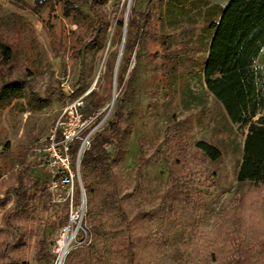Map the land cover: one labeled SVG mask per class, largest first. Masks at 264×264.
I'll return each instance as SVG.
<instances>
[{"label": "rangeland", "instance_id": "374dc122", "mask_svg": "<svg viewBox=\"0 0 264 264\" xmlns=\"http://www.w3.org/2000/svg\"><path fill=\"white\" fill-rule=\"evenodd\" d=\"M74 1L84 9L83 16H65L63 5L55 0L39 11L34 0H0V242L10 232L6 218L14 206L18 175L26 169L33 177L47 178L46 147L61 117L94 90L105 106L89 113L82 105L80 111L87 114L77 130L90 127L88 135L103 128L114 110L113 96L117 100L126 92L136 64L137 46L119 84L128 20L134 7L145 9L147 0ZM219 1L226 3L155 0L151 7V27L160 37L146 39L140 47L147 56L138 65L134 98L125 104L128 129L116 164L127 213L137 205L142 209L139 264H227L228 239L238 234L249 242V260L264 259V184L237 180L249 127L229 121L204 75L213 34L210 23L216 18L212 7ZM120 19L125 21L123 30L118 28ZM166 43L178 45V60L161 58ZM4 45L12 48L11 59L4 58ZM259 64L264 68V61ZM62 119L74 120L71 115ZM167 129L185 148L179 165L182 179L198 192L196 204L183 202L171 215L160 198L168 168L159 150ZM199 140L218 145L222 157L207 158L195 145ZM141 150L146 162L137 190ZM23 216L24 235L13 241L16 249L10 262L4 259L0 264H57V241L65 225L58 208L43 200ZM90 237L85 232L80 240L77 233L67 254ZM94 249L101 251L103 264H124L108 233L94 240Z\"/></svg>", "mask_w": 264, "mask_h": 264}, {"label": "trees", "instance_id": "16d2710c", "mask_svg": "<svg viewBox=\"0 0 264 264\" xmlns=\"http://www.w3.org/2000/svg\"><path fill=\"white\" fill-rule=\"evenodd\" d=\"M49 1L34 0L36 10L43 9ZM55 1L63 5V13L67 17L83 16L85 13L82 6L74 0ZM154 1L147 0L144 10L134 7L130 14L125 52L122 55L118 73L119 84L124 82L127 65L135 46L138 47L136 64L130 72L126 92L115 102L111 118L103 128L92 134L90 144L81 156V173L86 192V215H88L85 229L91 237L71 249L65 256L63 264H103L101 251L94 249V240L104 233L110 235L111 244L122 257L124 264H139V241L144 233L142 209L137 205L131 215L127 213L120 194L116 164L123 156L122 139L128 129L125 104L134 98L138 65L147 56V51L142 52L140 47L145 46L146 39L153 37L157 40L160 37L156 27H151L152 15H154L151 7ZM179 1L185 2V0ZM225 1L226 3L216 2L212 7L214 9L212 13L216 18L210 23L213 34L204 65V75L209 91L222 104L229 121L233 125L241 124L249 127L237 175L238 183L264 184V92L262 85L264 68L259 64L264 61V0ZM124 27L125 21L120 19L118 21L119 30H123ZM94 31L97 33L99 29L95 28ZM168 45L166 43L165 53L161 58L170 62L178 60L181 56L178 45L173 47ZM11 51L10 46L4 45L3 53L6 60L12 58ZM5 86L6 84L2 87ZM97 93L92 90L88 94L84 101L85 112L95 113L105 106L104 99ZM71 97L75 99L76 95L71 94ZM89 128L84 129L81 135L71 143L73 163L78 155L82 137L88 133ZM57 137L58 139L61 137L59 129ZM195 145L212 161H217L222 157V150L214 143L199 140ZM181 146V143L179 144L167 129L163 148L159 150L168 168L166 187L161 191L160 198L170 215L178 212L181 203L194 205L198 199V192L182 179L183 169L179 165L182 163L185 148ZM145 162L146 158L143 154L140 155L136 166L135 189L137 190L144 177ZM46 175V180H42L40 176H31L26 169L18 175V184L14 187V206L6 218L11 228L0 242V261L5 259L6 263L10 262L16 249L13 241L24 235L23 225L20 224L26 219L23 214L33 204L49 200L58 208L61 222L67 223L69 206L51 200L48 168ZM75 194L79 203L81 198L79 186H76ZM84 234L85 232H80V240L83 239ZM238 235L228 239L231 244L226 258L227 264H264V259L254 261V263L248 259L249 242L247 238L237 237ZM255 252L252 254L254 255ZM262 252L264 253V247ZM44 258L49 259L50 256ZM44 258L40 257V260ZM23 264L26 262L24 261Z\"/></svg>", "mask_w": 264, "mask_h": 264}, {"label": "built area", "instance_id": "2783aa9c", "mask_svg": "<svg viewBox=\"0 0 264 264\" xmlns=\"http://www.w3.org/2000/svg\"><path fill=\"white\" fill-rule=\"evenodd\" d=\"M84 99L77 101L73 104L70 110L66 111L64 117L72 116L74 120L65 122L63 116L54 133L51 135L50 140L47 144V168L49 170V188L51 191V197L53 202L62 204H68L69 206V217L67 223L62 228L60 239L57 241L59 247L63 239V233L74 234L73 240L77 237V233L86 231L85 227L80 228L82 219L86 215V192L83 185L81 176V156L84 149L90 144V138L94 132L86 134V138L83 139L81 146L78 151L75 163H73L70 146L75 138L79 137L84 129L77 130L78 126L84 120V114L80 111L82 105H84ZM70 114V115H69ZM61 130V137L58 139L57 131ZM76 186L80 189V202L75 200ZM76 227L73 229V226ZM73 240L70 242L71 246ZM56 249L59 257L58 249ZM68 247V249H69Z\"/></svg>", "mask_w": 264, "mask_h": 264}, {"label": "bare ground", "instance_id": "6f19581e", "mask_svg": "<svg viewBox=\"0 0 264 264\" xmlns=\"http://www.w3.org/2000/svg\"><path fill=\"white\" fill-rule=\"evenodd\" d=\"M122 57V53H120V58ZM117 96V95H115ZM74 229V228H73ZM74 234L70 235V233H63V239L61 242V247H59L58 252H59V258L57 261V264H63V260L68 252V247L70 242L73 240ZM74 241V240H73Z\"/></svg>", "mask_w": 264, "mask_h": 264}, {"label": "water", "instance_id": "95a60500", "mask_svg": "<svg viewBox=\"0 0 264 264\" xmlns=\"http://www.w3.org/2000/svg\"><path fill=\"white\" fill-rule=\"evenodd\" d=\"M125 40H126V36H125L124 39H123L124 44H125ZM116 97H117V96H115V95L113 96L112 103H111V107L114 106V104H115V100H116Z\"/></svg>", "mask_w": 264, "mask_h": 264}]
</instances>
